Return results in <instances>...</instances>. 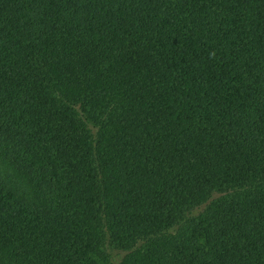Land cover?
Here are the masks:
<instances>
[{
  "label": "trees",
  "instance_id": "obj_1",
  "mask_svg": "<svg viewBox=\"0 0 264 264\" xmlns=\"http://www.w3.org/2000/svg\"><path fill=\"white\" fill-rule=\"evenodd\" d=\"M0 264H264V0H0Z\"/></svg>",
  "mask_w": 264,
  "mask_h": 264
}]
</instances>
